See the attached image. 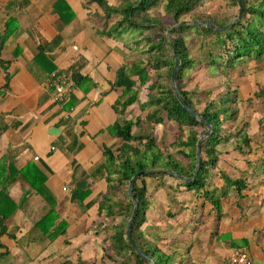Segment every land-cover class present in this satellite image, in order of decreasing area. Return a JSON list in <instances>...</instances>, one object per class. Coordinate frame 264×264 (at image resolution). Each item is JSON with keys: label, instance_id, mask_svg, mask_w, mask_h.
Segmentation results:
<instances>
[{"label": "trees", "instance_id": "16d2710c", "mask_svg": "<svg viewBox=\"0 0 264 264\" xmlns=\"http://www.w3.org/2000/svg\"><path fill=\"white\" fill-rule=\"evenodd\" d=\"M239 2L242 15L236 24L225 31H213L203 26H186L171 31V42L165 36L164 30L178 23L202 21L223 27L236 17ZM90 4H95L102 15L90 10ZM79 6L84 18L90 16L94 22L100 24V28H95L99 34L106 32L108 34L111 32L118 33L122 29L143 32L145 30L153 31L154 29L159 31L160 35L157 37L144 36L133 42L136 45H139L141 41L146 42L145 52L149 55L147 68L145 67L137 72L139 67L136 65L128 67L121 63L116 70L115 86L123 88L125 97L129 96L124 101V105H127L136 99L138 91L145 81L150 80L148 73L151 72L153 83L149 85L150 92L147 100L140 103L142 114L138 116V122L177 125V129L174 131L176 133L174 140L168 145L163 143V145L158 146L157 136L154 132H148L146 129L141 128L142 130L136 131L135 135L133 122H116L112 130L113 135L123 141L119 148L118 153L120 154L118 157H123L125 151L129 149L135 152L134 157L124 159L120 164L116 162L113 164L114 153L106 147L107 149L104 150L101 157L93 164L103 167L99 177L106 180L109 188L108 192L103 195L102 200L95 203L97 204V210L102 211L104 216L107 214L114 219L112 233L108 239V249L113 254H106V257L115 261L116 264H145L127 240V222L133 209L127 186L136 172L140 170H168L190 179L195 171L197 140L207 128L202 122L188 114L178 102L170 87L169 80L174 65L173 45L175 46L176 55L181 59V65L177 71V87L181 98L213 127L212 133L205 137L200 144L201 165L193 182H183L166 173H149L139 175L134 183L133 195L138 199V209L132 223V239L156 264H161L162 260L157 259L153 252L144 248L140 240V237H144V232L140 228L144 220H147L145 213L152 202L150 200L152 191L148 193L149 188L144 179L162 177L175 179L178 183L176 185L182 186L184 191H195L197 196H202L211 205L212 211L210 212L216 218L223 216L221 200L216 195V191L209 190V184L216 180L214 179L216 176L224 185L222 191L219 192L221 198L231 196L236 200L246 199V191H251L258 185L264 188V177H262L264 175V159L259 170L260 175L256 179L246 178L239 172L229 177L222 173L218 167L219 161L225 153L234 151L245 160L246 154L250 152L249 144L252 138L248 132L249 125L236 124L241 112L238 103H247L249 106L256 107V102L264 97V86H259L258 91L254 92L248 89L245 90L240 88L239 85H233L229 75L235 71L237 65L245 72H249V70L257 73L264 72V0H225L223 3L221 0H82ZM230 9L235 11V14L227 13V11H231ZM51 10L57 16L62 25L61 27L68 26L74 18L69 0H52ZM114 16H116V19L113 21ZM14 22L15 19L10 18L6 23L2 42L9 36L11 25ZM110 24L113 27L106 31ZM55 31L56 40H60V28H56ZM190 31L202 39L201 46L203 47L205 59L202 64L205 68L215 70L220 84L224 82L223 78L227 79L225 82L229 92L231 91V97L222 96L225 90L218 91L216 88H207L208 85L199 87L196 90L197 92L192 91L193 89H183L181 86V80L186 72L192 70L197 64V60L190 55L186 40ZM53 43H55V40ZM53 43L48 44L46 49ZM120 45L122 46L121 43ZM42 49H45V47L39 48V51L43 54ZM134 75L137 76L135 80L141 82L137 86L135 80L132 79ZM155 89L157 91L153 93ZM241 89L246 95L242 96ZM196 103L199 106H196ZM115 108L120 107L115 106ZM258 120L261 124L259 131L264 132V115H261ZM136 128H139L138 125ZM134 142L140 146L143 145L144 150L142 151V147L132 146ZM173 148L176 150L174 151ZM174 152L182 154L184 164L173 156ZM13 167V163H10L4 171L1 170V264H10L11 260L10 262L7 260L14 258L12 255L15 244L12 247L3 246V240L6 239L8 244L10 241H16L21 237L19 234L15 235L10 232V222L13 215L27 201L29 196H38L50 208L37 221L32 223L27 232H22L28 236V241L31 244L35 242V244L53 245L56 239L65 236L70 226L69 221L66 218L61 219L56 211L58 198L48 186L49 178L52 176L51 169L42 162L34 163V167L29 168V170H16ZM214 171L216 174H214ZM12 181H14L13 186L10 184ZM113 181L118 187H113V197H109L112 193L111 184ZM159 185L162 186L163 183L161 182ZM14 190L21 194V198H14ZM261 193L263 195L259 205H264V189ZM69 195L72 205L88 210L91 207L88 199L94 195V192L89 187L76 183L70 188ZM113 200V208L111 209L109 203ZM119 201H122L121 208L115 210V206L120 205ZM82 206H86V209ZM202 206L206 207L204 204ZM236 206L243 211V207L238 202H236ZM169 215L172 216L173 214L170 213ZM198 221L200 220L198 219ZM196 224H192L193 231ZM190 227H188L189 231ZM228 237L232 247L231 251H233L231 255L237 254L234 256L239 257L242 254L246 256L249 250L247 239H240L245 241V245H242L238 243L240 240H230L232 238L230 234ZM45 250L46 246L40 249L42 256L38 255L36 260L39 263H43L48 258L43 255ZM74 251L71 256L72 260L63 261L61 264H84L80 251ZM115 257H123L124 261L119 262ZM181 260H178L180 261L178 264L188 263ZM230 262L229 264H232V261ZM212 264H225V261H215Z\"/></svg>", "mask_w": 264, "mask_h": 264}, {"label": "crops", "instance_id": "0c3cea01", "mask_svg": "<svg viewBox=\"0 0 264 264\" xmlns=\"http://www.w3.org/2000/svg\"><path fill=\"white\" fill-rule=\"evenodd\" d=\"M51 2L52 0H0V34L7 19L10 16L15 19L11 27V35L2 46L0 45L2 49L0 56L2 59L0 64V183L2 182L1 170L4 171L10 163H13L14 169L22 171L29 170L34 167V163L38 162L47 165L52 171L48 186L58 198L56 211L61 219L69 220L70 226L65 236L56 239L51 250L46 251V254L44 252L43 255L48 257L54 251L71 250L74 253V250H79L84 264H100L98 258L103 260V255H106L100 245H106L108 249V239L114 219L107 214L104 216L102 211L97 210L96 201L100 202L109 188L106 180L99 177L103 167L93 164L107 148L113 153L119 152L123 141L115 138L110 128L119 121L124 123L138 119L140 103L147 100L150 92L149 85L153 83V78L149 72L150 80L147 79L140 87L136 99L124 105V101L129 96L125 97L123 88L115 86L116 70L121 64L120 59L126 54L125 51L133 52L134 50L126 48L123 44L121 46L109 36L99 34L94 26L83 36L74 37L67 32L68 26L74 29L83 23L79 19H76V25L71 22L65 26L64 32L59 34L60 40L57 39L53 43L52 31L55 35L56 31L50 27L56 18L48 12V9H51ZM89 8L102 15L95 4H90ZM79 10L81 11L80 6ZM75 12H78V9ZM37 21L41 24L39 28L35 26ZM31 27H35V31H32L34 33L29 32ZM147 32L150 31L145 30L140 38L144 35L150 37L144 34ZM38 33H47V35L38 39ZM47 36L50 37L49 40ZM50 43L59 44L53 50L44 51L42 54L39 48L45 47L46 49ZM143 43L144 47L141 45ZM136 46L135 52L138 54L136 63H141V66H138L137 72H139L140 69L147 68L149 55L145 52V41H141ZM117 48L119 55L115 52ZM145 55L148 59H144ZM54 70L69 73L75 84L74 91L60 104L52 99L50 89L45 86L47 78ZM132 79H137V76L134 75ZM139 83H141L139 80H135L136 86ZM115 106L120 108H115ZM146 124L143 125L147 130ZM152 124L150 122L154 128L157 126V124ZM158 126L162 127V125ZM136 144L134 142L132 146ZM128 154L130 158H133L135 152L129 149ZM77 171L82 173V176L74 180L72 177ZM144 181L149 191L153 192L157 191L158 185L163 182L153 178H146ZM76 183L89 187L94 192V195L88 199L91 207L87 211L70 202L69 190ZM255 188L260 193L257 200L259 205L263 195L261 190L264 188L259 185ZM159 191L160 196L158 197H162V189ZM97 194L99 196H95ZM14 196L15 199L21 198L17 190H14ZM33 201L35 204L31 206L33 209L29 213L28 221H23L24 224L20 225L21 229L17 226L18 229H10V232H27L32 223L39 219L36 216L35 219L32 217L40 207V202H42L43 209L46 204L38 196ZM119 202L121 208L122 201ZM164 205L168 207L170 203L166 201ZM259 206L264 207V205ZM49 209L46 205L44 213ZM157 214V210L151 205L146 210L147 222L143 223L140 228L146 239H150L148 237L150 235L154 238L156 234ZM233 214L230 213L229 217ZM238 214L240 215V211ZM224 216L225 213L222 217ZM199 222L205 221L200 219ZM245 222L240 224V228L247 230ZM22 225L26 228L23 229ZM199 226L200 223H197L194 230L199 229ZM229 227L231 237L236 240H239L237 239L239 236L248 234L249 237L246 239L248 245L251 244L248 254L249 257H253L248 263L264 264V253H261L262 250L264 251V219L257 226H251L249 233L241 230L233 232L231 230L233 226L229 225ZM217 231L227 233L225 226ZM216 243L220 252L225 251L228 255L233 252L229 240L224 239ZM3 246H5L4 243ZM10 260V264H17L14 259L7 261L10 262ZM34 260L30 264L37 262L36 258ZM50 262L46 259L43 264Z\"/></svg>", "mask_w": 264, "mask_h": 264}, {"label": "rangeland", "instance_id": "374dc122", "mask_svg": "<svg viewBox=\"0 0 264 264\" xmlns=\"http://www.w3.org/2000/svg\"><path fill=\"white\" fill-rule=\"evenodd\" d=\"M79 1L81 0H69L70 3H73L75 5H72L73 9V15L74 18L72 22H74L73 25H76V19L82 20L83 23L77 25L74 29L71 28V26H68V33H71L74 37H80L83 36L85 33H88L92 30V26L95 28L100 27L96 22L92 20V17H88V19L83 18V13L79 10ZM222 3L225 0H221ZM78 12L75 13V11ZM51 16L55 17L54 23L52 22V27L55 30V28H60V34L64 32V27H61L58 18L56 15L53 14V10L48 9ZM231 10V9H230ZM42 12V11H41ZM229 14H235V11H227ZM41 16V13H40ZM237 16V15H236ZM116 19V16L112 18L114 21ZM89 20V21H88ZM48 23V22H46ZM86 23V24H85ZM40 23L37 21L35 23V26L38 28L40 27ZM111 27H113L112 24H110L106 31H108ZM190 27V26H189ZM103 28V26H102ZM30 33L32 31H35V27H31L29 29ZM41 31H43L42 28H40ZM53 32V40H56V36ZM34 33V32H32ZM143 31L138 30H126L122 29L120 32L115 33L111 32L110 34L101 33L105 36H109L112 39L116 41V43H121L126 46V48L133 49L134 51H125V56H122V59H120V62L124 65H127L128 67H131L133 65L141 66L140 64H136V58L138 57V54L135 52L136 45L133 43L134 40H138ZM153 37H157L160 35L159 31L153 30L147 33H144ZM34 35V34H33ZM39 38L46 36L47 33H41L39 34ZM145 36V35H144ZM36 38L35 36H33ZM47 39L49 40L50 37L47 36ZM190 50V55L196 59V65L190 72H187L185 75V78L181 81V86L183 89H190L192 91L197 92L198 88L203 87L204 85H208L207 88H216L218 91H224L222 93V96H228L231 97V91L229 92L228 87L226 85V80L224 79V82L220 84V81L217 78V74L214 69H208L207 67L202 64L204 59L203 55V47L201 46L202 39L200 36L195 35L193 32L190 31L189 36L186 38ZM48 43V42H47ZM57 44L51 45L48 49H45L43 51H51ZM143 47L145 46L144 43L141 44ZM97 49V48H96ZM115 52L117 55H119L118 49H115ZM2 54V49L0 48V56ZM144 59H148V56L145 55ZM2 63V59H0V64ZM2 66V65H1ZM57 70H54L51 72H56ZM254 73V74H253ZM50 74V75H51ZM49 75V77H50ZM48 77V78H49ZM230 79L232 80L233 85H239L242 89H248L254 91H258L259 86H264V72H245L241 67L238 65L235 68V71H233L229 75ZM47 78V79H48ZM222 79L221 77H219ZM178 83V81H177ZM220 84V86H219ZM241 89L242 96L246 95L244 91ZM157 89L153 91L155 93ZM201 91V90H200ZM233 98V97H232ZM123 99V98H122ZM259 102H256V107L249 106L247 103H238V106L241 109V112L239 114V117L236 121V124H245L249 125L248 132L250 133V136L252 138L250 144H249V150L250 152L246 154V159H242V156L234 151H230L229 153H225L222 156V159L219 161L218 167L219 170L222 173H225L227 176H233L236 172L241 173L244 177L249 179H256L260 175V169L262 167V161L264 159V132L259 131L260 120L258 118L262 115H264V97L258 100ZM196 106H199L198 103H196ZM201 106V105H200ZM142 114L141 110L138 113V116ZM133 122V128H134V134L136 135V131L142 130L141 128H144V122H138V119L135 118L134 120H130ZM116 124V123H115ZM114 124V125H115ZM157 126L155 128L150 125V123L146 124V128L148 132H154V134L157 136V145L161 146V144H170L174 138H175V130L177 129L176 124H159L156 123ZM114 125L110 128V132L113 134V128ZM138 125L139 128H136ZM153 125V124H152ZM158 125H162L158 126ZM159 128V129H158ZM137 148L142 147V151L144 150V146H140L139 144H136ZM175 148V147H174ZM173 150L175 151L176 149ZM129 150L125 151L123 154V157H118L120 153H114V162L120 164V162L124 159L130 158L128 154ZM173 156L178 159L181 163L184 162V158L182 154L174 152ZM259 171V172H258ZM212 172V171H211ZM262 173V172H261ZM214 174L215 171H214ZM82 176V173L75 172L73 174V179L77 180L79 177ZM264 177V175L262 176ZM159 182L163 181V185H159L157 191L150 194V200L151 206L155 208L158 212L157 214V221H156V234L153 238V235L148 236L150 239H146L145 237H140L141 244L144 248L149 250L150 252L154 253V256L162 260L161 264H178L181 261H187V264H212L213 262H224L231 263L229 261L230 255L226 254V252H220V248L217 245V241L229 239L230 227L229 225L233 226L231 230L233 232L236 231H245L249 233L248 230H250L251 226H257L258 224L262 223V220L264 219V207H260L257 203V200L259 198V192L256 188H254L251 191H246L247 198L246 199H238L229 197H223L221 198V195L219 194L220 191H222L223 182L220 181V179L216 176L214 179H216L214 182H211L209 184V190L216 191V195L221 200V207L223 209L222 213H225L224 217H218L211 214L212 207L211 205L200 195L197 196L195 191H184V188L182 186H177V181L170 177H162L157 178ZM218 179V180H217ZM13 182H10L11 186H13ZM77 182V181H76ZM259 184V183H258ZM113 190V187H118L115 181L111 184ZM58 187V185H56ZM170 187V188H168ZM232 188V187H231ZM59 189V188H58ZM160 189H162L163 196H160ZM233 189V188H232ZM263 190V189H262ZM261 190V192H262ZM148 190V193L150 192ZM113 191L109 197H113ZM16 194V193H15ZM99 196V194L95 195ZM36 196L32 195L27 198V201L21 205V207L17 210V212L13 215L10 222V229L18 228L21 229V224H24L23 221H28L29 213L32 211L33 207H31L35 202L33 199ZM168 201L170 203V206L165 207V202ZM113 202H110V208H113ZM204 202V203H203ZM236 202H238L242 207L243 211H241L237 206ZM96 203H99L97 200ZM38 204V203H37ZM204 204L206 207L202 206ZM84 209H86V206H82ZM120 205L115 206V209H119ZM46 209V205H44V209L42 207V202H40V207L36 211L35 215L32 217V219L40 218L44 211ZM240 210V216L238 214V211ZM87 211V210H85ZM169 212V213H168ZM179 212V214H177ZM171 213L172 216L169 214ZM230 213H234L232 216L229 217ZM181 216V218H179ZM246 217V218H244ZM103 218V217H100ZM156 217H154L155 219ZM153 219V220H154ZM198 219H202V221L205 222H199ZM221 220V221H219ZM13 221V223H12ZM69 221V220H68ZM98 221H101L98 219ZM246 221L247 224V230L241 229L240 224L242 222ZM147 222V220L143 223ZM142 223V224H143ZM193 223H200L199 229L193 231ZM239 225V226H238ZM190 227V231L188 230V227ZM225 226V232L227 233H219L217 230H222ZM237 226V227H236ZM244 226V224H243ZM242 226V228H243ZM23 229L26 228L22 225ZM16 228V229H18ZM16 232L15 235L19 234L21 237L19 239H16V241H10L7 246L12 247L13 244H15L14 253L12 256H16L13 259L17 264H30L31 262L35 261L34 258H38V255L42 256L40 249L44 246H46V250L44 251L45 254L46 251L51 250L53 245L49 244H38L35 242L33 244L28 241V236L26 234H23L22 232ZM218 232V233H217ZM112 233V232H111ZM110 233V234H111ZM237 235V233L235 234ZM248 236L243 235L239 236L237 239H246ZM230 240H235L234 238H231ZM238 241V240H237ZM248 241V240H247ZM3 243L6 245L7 240L4 239ZM239 244L245 245V241L240 240L238 242ZM59 244V242H58ZM251 245V244H249ZM102 249H105L104 251L106 254L112 255V251L110 249H106V245H100ZM231 246V245H230ZM140 249L143 251V249L140 247ZM157 251H156V250ZM11 253V252H10ZM215 253V254H213ZM261 253L263 254L264 251L262 250ZM73 252L71 250H63V251H54L51 253L47 259H49L51 262L46 264H61L63 261H68L69 259L72 260ZM248 254V253H247ZM242 255L245 258V261H248L253 257ZM39 256V257H40ZM240 256V255H239ZM249 257V258H248ZM119 262L124 261L123 257L117 258L115 257ZM100 264H116L115 261L110 260L106 255H103L102 258H98ZM1 264V262H0ZM35 264H41L38 261ZM43 264V263H42Z\"/></svg>", "mask_w": 264, "mask_h": 264}, {"label": "water", "instance_id": "95a60500", "mask_svg": "<svg viewBox=\"0 0 264 264\" xmlns=\"http://www.w3.org/2000/svg\"><path fill=\"white\" fill-rule=\"evenodd\" d=\"M238 7H239V10H238L237 16L232 20V22H230L229 24H227L223 27H218V26H215V25H212V24H209L206 22H202V21L194 22V23H178V24H175V25L165 29L164 30L165 36L171 42V37H170L171 31L174 29H177L180 27H186V26H203V27L210 29V30H213V31H225L239 21L241 15H242L240 2L238 4ZM173 53H174V65H173L170 80H169L170 87H171L176 99L181 104V106L188 112V114L191 117L202 122L206 126L207 130L204 133L200 134V136L197 140L195 171H194L192 178H190V179L184 178V177L180 176L179 174L172 172V171H168V170H140L132 176L131 180L128 183L127 192H128V195L130 196V198L132 200L133 209L131 212V216L127 222V240L129 241V243H130L131 247L133 248V250L135 251V253L140 257L141 260L144 261L145 264H156V263L144 251H142L140 249V247L132 239L131 228H132V223H133V220L136 216V212L138 209V199L133 195V187H134L135 181L137 180L138 176L141 174H149V173L162 174V173H166L170 176L175 177L176 179H178L180 181L187 182V183L193 182L195 180L197 174H198V171H199L200 165H201L200 144L203 141V139L205 137H207L209 134H211L213 131L212 125L209 122H207L203 116H201L200 114H198L197 112L192 110L191 107L188 104H186V102H184V100L181 98L180 92H179L178 87H177V71L181 65V59L176 55L174 45H173Z\"/></svg>", "mask_w": 264, "mask_h": 264}, {"label": "built area", "instance_id": "2783aa9c", "mask_svg": "<svg viewBox=\"0 0 264 264\" xmlns=\"http://www.w3.org/2000/svg\"><path fill=\"white\" fill-rule=\"evenodd\" d=\"M76 48L77 47H75V49ZM45 86H48L50 89L49 91L52 99L59 104L60 102L68 99L75 88V84L71 75L65 71L53 72L46 80ZM234 255H230L229 257V260L232 261V264H247L244 256L240 255L239 257H236Z\"/></svg>", "mask_w": 264, "mask_h": 264}, {"label": "bare ground", "instance_id": "6f19581e", "mask_svg": "<svg viewBox=\"0 0 264 264\" xmlns=\"http://www.w3.org/2000/svg\"><path fill=\"white\" fill-rule=\"evenodd\" d=\"M10 18H13V19H14V17L10 16V17L7 19L6 23L8 22V20H9ZM6 23H5V26H6ZM12 25H13V24H12ZM12 25H11V27H12ZM4 30H5V27H4L3 31H4ZM3 31H2V33L0 34V38H2V35H3V33H4ZM11 31H12V28H11ZM10 35H11V32L9 33V36H10ZM9 36H8V37H9ZM8 37H7V38H8ZM5 41H6V40H5ZM5 41H4V42H5ZM4 42H2V40H1V41H0V45L2 46ZM1 46H0V48H1ZM1 69L4 71L3 66L1 67ZM4 86H5V84H4ZM0 95H1V93H0Z\"/></svg>", "mask_w": 264, "mask_h": 264}]
</instances>
